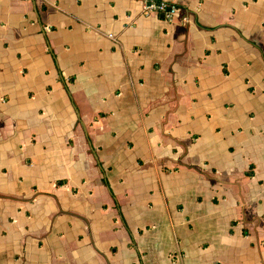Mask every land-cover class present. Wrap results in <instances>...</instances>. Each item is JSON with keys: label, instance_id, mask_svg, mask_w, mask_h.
<instances>
[{"label": "crops", "instance_id": "0c3cea01", "mask_svg": "<svg viewBox=\"0 0 264 264\" xmlns=\"http://www.w3.org/2000/svg\"><path fill=\"white\" fill-rule=\"evenodd\" d=\"M175 1L0 0V264H264V0Z\"/></svg>", "mask_w": 264, "mask_h": 264}, {"label": "built area", "instance_id": "2783aa9c", "mask_svg": "<svg viewBox=\"0 0 264 264\" xmlns=\"http://www.w3.org/2000/svg\"><path fill=\"white\" fill-rule=\"evenodd\" d=\"M141 14L145 18L156 17L167 23H172L178 14L175 0H141Z\"/></svg>", "mask_w": 264, "mask_h": 264}]
</instances>
